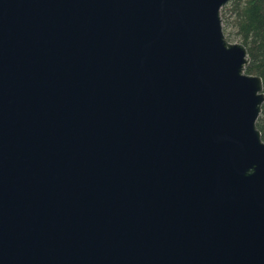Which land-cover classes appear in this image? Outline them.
<instances>
[{
  "label": "water",
  "instance_id": "1",
  "mask_svg": "<svg viewBox=\"0 0 264 264\" xmlns=\"http://www.w3.org/2000/svg\"><path fill=\"white\" fill-rule=\"evenodd\" d=\"M228 1L0 0V264H264Z\"/></svg>",
  "mask_w": 264,
  "mask_h": 264
},
{
  "label": "trees",
  "instance_id": "2",
  "mask_svg": "<svg viewBox=\"0 0 264 264\" xmlns=\"http://www.w3.org/2000/svg\"><path fill=\"white\" fill-rule=\"evenodd\" d=\"M220 14L226 38L245 46L249 57L245 71L261 77L264 92V0H229ZM256 127L264 141V102Z\"/></svg>",
  "mask_w": 264,
  "mask_h": 264
},
{
  "label": "rangeland",
  "instance_id": "3",
  "mask_svg": "<svg viewBox=\"0 0 264 264\" xmlns=\"http://www.w3.org/2000/svg\"><path fill=\"white\" fill-rule=\"evenodd\" d=\"M231 41H232V42H238L236 39H233V38L231 39Z\"/></svg>",
  "mask_w": 264,
  "mask_h": 264
}]
</instances>
